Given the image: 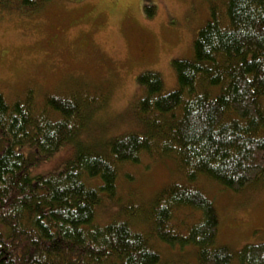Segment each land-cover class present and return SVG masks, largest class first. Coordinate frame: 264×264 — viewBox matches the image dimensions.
<instances>
[{
    "label": "trees",
    "instance_id": "trees-1",
    "mask_svg": "<svg viewBox=\"0 0 264 264\" xmlns=\"http://www.w3.org/2000/svg\"><path fill=\"white\" fill-rule=\"evenodd\" d=\"M48 1L19 0L31 9ZM207 1L210 18L192 56L172 61L178 87L164 92L155 70L137 77L143 132L89 147L79 134L99 95L39 99L32 87L9 100L0 90V264H181L166 263L160 243L193 245L197 260L186 264H264V242L238 250L219 242L215 201L199 183L205 177L234 191L264 184V0ZM74 142L63 168L31 172ZM144 158L174 159L180 181L147 207L136 202L99 220L104 199L121 201V167Z\"/></svg>",
    "mask_w": 264,
    "mask_h": 264
},
{
    "label": "rangeland",
    "instance_id": "rangeland-1",
    "mask_svg": "<svg viewBox=\"0 0 264 264\" xmlns=\"http://www.w3.org/2000/svg\"><path fill=\"white\" fill-rule=\"evenodd\" d=\"M146 6H152V14ZM209 18L207 0H52L34 9L19 0H0V90L9 100L32 87L39 99L46 93L99 95L79 135L86 146L103 148L115 135L143 132L137 104L144 89L138 75L155 70L163 77L164 92L177 88L172 61L192 56L193 40ZM22 149L28 153L27 146ZM75 150V142L66 143L30 170L57 171ZM180 177L171 158L124 165L119 173L121 201L104 199L97 217L107 221L116 209L136 202L147 207L158 190ZM199 183L215 201L220 243L238 250L264 242L263 183L239 191L205 177ZM179 247L160 243L166 263L197 260L193 245L184 251Z\"/></svg>",
    "mask_w": 264,
    "mask_h": 264
}]
</instances>
